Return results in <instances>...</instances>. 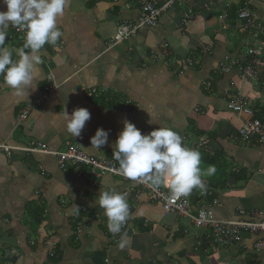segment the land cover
I'll list each match as a JSON object with an SVG mask.
<instances>
[{
  "label": "crops",
  "instance_id": "obj_1",
  "mask_svg": "<svg viewBox=\"0 0 264 264\" xmlns=\"http://www.w3.org/2000/svg\"><path fill=\"white\" fill-rule=\"evenodd\" d=\"M145 1L69 0L58 21L63 36L41 50L30 90L14 95L0 76V146L41 142L64 151L76 143L97 159H114L125 118L142 133L170 127L202 153V168L217 169L204 177L206 191L189 196L193 215L208 207L223 221L255 220L257 213L264 219V145L247 146L237 138L245 122L264 121V67L257 81L243 78L238 68L221 70L229 60L249 61L250 49L264 61V0H179L155 28L117 41L120 27L137 23ZM247 7L260 33L238 19ZM190 10L194 17L184 23ZM0 11H6L2 0ZM14 29L6 43L20 47ZM49 87L46 100L21 122L22 109L40 101ZM235 98L247 102L253 118L228 109ZM78 107L89 109L91 120L74 137L65 112ZM101 127L110 130L109 142L96 149L90 138ZM4 150L0 264H264V249L258 248L264 235L243 232L240 242L214 245L208 230L190 217L164 215L150 192L126 180L90 181L79 175L80 167L63 165L54 155ZM110 189L140 191L124 228L131 241L123 250L95 204L100 191Z\"/></svg>",
  "mask_w": 264,
  "mask_h": 264
},
{
  "label": "clouds",
  "instance_id": "obj_2",
  "mask_svg": "<svg viewBox=\"0 0 264 264\" xmlns=\"http://www.w3.org/2000/svg\"><path fill=\"white\" fill-rule=\"evenodd\" d=\"M6 11H0V76L14 95L22 96L30 90L37 67L43 62L41 50L55 46L63 36L58 21L64 16L69 0H2ZM9 28L24 32L22 46L6 43ZM67 131L81 137L86 122L91 120L87 108L78 107L69 115L65 112ZM110 130L98 128L90 138L93 148L108 145ZM115 169L129 180L144 183L153 189L163 187L169 192V202L187 198L194 190L206 191L204 177L213 176L215 165L202 168V153L185 144L179 132L159 126L149 133L130 120H123V130L114 143ZM107 217L108 231L119 235L118 248L123 250L131 241L125 225L132 218L128 195L116 189L100 191L95 201ZM79 213L80 209L76 207Z\"/></svg>",
  "mask_w": 264,
  "mask_h": 264
},
{
  "label": "built area",
  "instance_id": "obj_3",
  "mask_svg": "<svg viewBox=\"0 0 264 264\" xmlns=\"http://www.w3.org/2000/svg\"><path fill=\"white\" fill-rule=\"evenodd\" d=\"M177 1L179 0H146L142 5L141 17L137 23L129 27H120L117 41L133 37L142 29L155 28L158 25L160 18L167 13ZM193 17V12L190 10L189 13L184 16V23ZM238 19L244 22L246 28L255 29L254 31L257 33L261 32L262 26L257 23L255 14L248 7L238 11ZM16 31L21 37L20 43H23L24 32L18 31L17 29ZM255 36H257V34H255ZM164 47L167 48V44H165ZM164 52L167 53L166 50H164ZM248 56L251 59L245 62L246 66H242L239 62L229 60L221 67V70L224 73H229L234 68H238L243 78L257 81L258 69L264 67V61L261 59L260 51L256 49H250L248 51ZM185 63L189 66L193 65L192 60H187ZM50 92V87L45 89V95H42L40 101H35L33 104L23 108L19 114V120L21 122L25 121L30 115L31 110L42 104L47 98L46 94ZM92 93H95V90L91 91L89 96H91ZM228 109L234 113L243 114L253 118V112L243 98H235L233 101L229 102ZM237 138L240 143L247 146H263L264 121L253 118L251 121L245 122L239 129ZM0 148H4L6 150L4 151L9 155L11 151L14 150H21L30 154L54 155L63 165L71 164L80 167L79 175L90 181H99L106 176L126 180L127 182L138 186L140 189L150 192L154 198L161 203L164 215L190 217L196 227L208 230L214 245L225 246L240 242L243 232L264 235V219L261 213H257L256 219L250 221L219 220L215 216L213 210L208 207L202 208L196 215H193L189 197H180L177 198L174 203H170L169 192L167 189L163 187L153 189L139 180L132 181L127 179L123 174L115 170L119 167L118 162L115 159H97L84 152L80 145L76 143H70L64 151H58L57 149L51 150L46 144L41 142L31 143L27 147H10L2 145ZM139 192L140 191H135L133 189L126 191L128 200L131 201V204L129 205L131 213L134 209L133 204L139 199ZM258 248L264 249V241L258 243Z\"/></svg>",
  "mask_w": 264,
  "mask_h": 264
},
{
  "label": "trees",
  "instance_id": "obj_4",
  "mask_svg": "<svg viewBox=\"0 0 264 264\" xmlns=\"http://www.w3.org/2000/svg\"><path fill=\"white\" fill-rule=\"evenodd\" d=\"M14 34H16L17 36H18V39H16L17 40V43H18V45H20V44H23V43H20V41H21V37H20V35H18L17 34V31H16V28L14 29V32H13ZM20 46H22V45H20ZM242 66L244 65V66H246V63H243V64H241ZM248 80H250V79H248ZM198 199H197V202H200L201 201V199H200V197H197ZM208 200H210V199H212V198H207ZM204 207L205 205L203 204V205H201V207Z\"/></svg>",
  "mask_w": 264,
  "mask_h": 264
}]
</instances>
